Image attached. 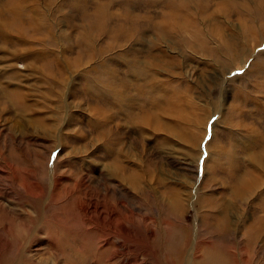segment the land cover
I'll return each instance as SVG.
<instances>
[{
	"label": "rangeland",
	"instance_id": "obj_1",
	"mask_svg": "<svg viewBox=\"0 0 264 264\" xmlns=\"http://www.w3.org/2000/svg\"><path fill=\"white\" fill-rule=\"evenodd\" d=\"M0 264H264V0H0Z\"/></svg>",
	"mask_w": 264,
	"mask_h": 264
},
{
	"label": "bare ground",
	"instance_id": "obj_2",
	"mask_svg": "<svg viewBox=\"0 0 264 264\" xmlns=\"http://www.w3.org/2000/svg\"><path fill=\"white\" fill-rule=\"evenodd\" d=\"M143 71H141V72H139V74L140 73H142ZM154 77V76H153ZM121 78V77H120ZM119 80V79H118ZM107 84V83H106ZM109 84V83H108ZM112 84V83H111ZM109 86H110V84H109ZM158 89L159 88V90H160V85L158 86L157 85V87H154V89H153V91H156L155 89ZM107 90V89H106ZM97 91V90H96ZM157 92H159L158 90L156 91V99L154 100V101H158V103L156 102L155 104H153L150 108H148V109H146V107L144 106L143 108H140L141 109V113H142V116L140 117V124L141 125H149L151 122V120H152V122L153 123H155V125L156 126H151L150 128H157V127H160L159 126V122L160 121H158V115H159V112L158 111H160V108H161V106L159 105L160 104V99H159V96H158V93ZM155 93V92H154ZM116 96V95H115ZM117 99H118V93H117ZM122 97V94L119 96V99ZM148 97H150V96H148ZM150 98H152V97H150ZM145 100V99H144ZM149 107V106H148ZM150 109V110H149ZM119 110V109H118ZM130 115H134L133 113H130L128 116H130ZM105 117V116H104ZM145 117H148V120H146L145 119ZM110 118V117H109ZM135 120H138L137 118L135 119ZM141 127V126H140ZM107 131V130H106ZM116 162H117V164H118V161L117 160H115ZM139 169H141V168H135V169H131L129 172H126L125 174H123V179L124 180H128L131 184H133V186L134 187H136V186H138V184H139V181H140V170ZM255 178V177H254ZM241 185H242V187L243 188H249V187H251L253 184H251V182H250V180H240V182H239ZM255 183V182H254Z\"/></svg>",
	"mask_w": 264,
	"mask_h": 264
}]
</instances>
